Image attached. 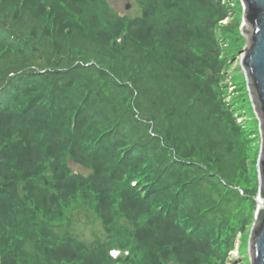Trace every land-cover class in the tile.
<instances>
[{"label":"trees","instance_id":"trees-1","mask_svg":"<svg viewBox=\"0 0 264 264\" xmlns=\"http://www.w3.org/2000/svg\"><path fill=\"white\" fill-rule=\"evenodd\" d=\"M135 1L0 0V264L229 263L257 190L240 180L254 124L225 102L233 7ZM82 207L105 238L73 234Z\"/></svg>","mask_w":264,"mask_h":264},{"label":"rangeland","instance_id":"rangeland-1","mask_svg":"<svg viewBox=\"0 0 264 264\" xmlns=\"http://www.w3.org/2000/svg\"><path fill=\"white\" fill-rule=\"evenodd\" d=\"M227 3L229 5L231 4L230 6L233 7V10L230 17L224 21V26L220 31L223 32V34H226L227 32V36H229V38L226 37V42L228 44V47L226 48L227 56L233 60L229 61L230 65L227 69V72H225V102L228 104V106L232 107V110L235 114L234 118L237 119L239 125H241L242 128H247L249 124H254V133L250 136V140L247 141L250 144V151L245 158V165L248 167L247 174L245 176L243 175L240 180L241 182H244V178H247L245 184H247L248 180H251L249 186L252 189L257 186L258 190H255V194H251L255 200L253 206L254 208L251 214L247 215L246 217L243 213L242 216L244 217L240 218L241 220H236V226L233 228L234 230L232 233V240L230 241L232 243L233 250L229 253L230 259L228 264H251L249 240H251L253 227L256 223V215L259 207L258 198L260 193L258 165L263 144L262 133L260 129L261 119L258 117L252 102L251 92H249L250 89L246 80L247 78L245 71L242 68V60L246 54L245 49L249 45L248 37H246L242 32L243 25H246L244 18L245 8L242 5L243 3L241 0H228ZM111 4L115 11H119L122 16L136 17L140 14L139 10H137L138 8L135 0H111ZM241 83L242 85H240ZM197 118L195 115L194 121L191 125H193L194 122L198 120ZM198 125V123H195L191 131L193 132V130L197 129ZM214 128L216 129L215 131H217L221 136L223 135L224 132L219 125H214ZM245 154L246 152L244 151L243 146H236L231 154H227L226 158L223 157L224 167L227 168V172L225 173V176L228 178L227 180H234L233 183H236L239 169V163L237 159L240 156H244ZM72 167L79 172H84L83 168H80L74 164H72ZM217 183H219V181H217ZM207 187H209L212 191L217 192V189L213 188L212 184L209 182L203 184V189H206ZM236 188L242 190L243 195L246 197L241 186H236ZM235 198L236 197H233V199L230 201L227 200V203L224 204L229 210H236L238 203L235 201ZM242 200L243 199H239V201ZM73 225V234L78 236L81 241L87 243L92 242L94 240L95 232L103 235L104 238L106 237L102 224L96 219L94 213L87 207H82L79 211L75 212V223L73 222Z\"/></svg>","mask_w":264,"mask_h":264},{"label":"water","instance_id":"water-1","mask_svg":"<svg viewBox=\"0 0 264 264\" xmlns=\"http://www.w3.org/2000/svg\"><path fill=\"white\" fill-rule=\"evenodd\" d=\"M245 8L242 32L249 45L242 60L252 102L261 119L262 152L259 161V207L250 241L251 264H264V0H241Z\"/></svg>","mask_w":264,"mask_h":264}]
</instances>
